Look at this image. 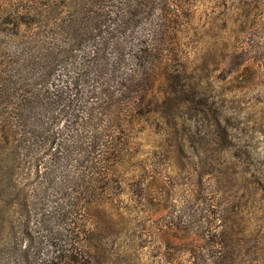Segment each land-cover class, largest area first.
I'll return each instance as SVG.
<instances>
[{"label": "trees", "instance_id": "obj_1", "mask_svg": "<svg viewBox=\"0 0 264 264\" xmlns=\"http://www.w3.org/2000/svg\"><path fill=\"white\" fill-rule=\"evenodd\" d=\"M8 2L26 28L0 50V264H107L95 208L133 171V125L160 79L185 97L180 0Z\"/></svg>", "mask_w": 264, "mask_h": 264}, {"label": "rangeland", "instance_id": "obj_2", "mask_svg": "<svg viewBox=\"0 0 264 264\" xmlns=\"http://www.w3.org/2000/svg\"><path fill=\"white\" fill-rule=\"evenodd\" d=\"M8 4L0 0V50L26 28ZM179 8L173 70L185 97L163 92L160 79L155 111L134 123L133 171L119 198L95 208L113 234L104 256L264 264V0H180Z\"/></svg>", "mask_w": 264, "mask_h": 264}]
</instances>
